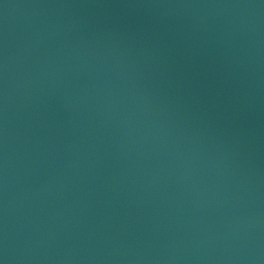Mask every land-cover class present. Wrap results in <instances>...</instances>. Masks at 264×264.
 <instances>
[{
	"label": "water",
	"instance_id": "water-1",
	"mask_svg": "<svg viewBox=\"0 0 264 264\" xmlns=\"http://www.w3.org/2000/svg\"><path fill=\"white\" fill-rule=\"evenodd\" d=\"M0 264H264V0H0Z\"/></svg>",
	"mask_w": 264,
	"mask_h": 264
}]
</instances>
